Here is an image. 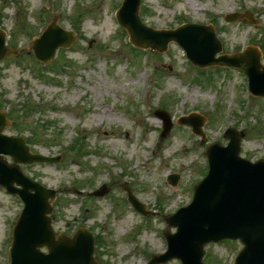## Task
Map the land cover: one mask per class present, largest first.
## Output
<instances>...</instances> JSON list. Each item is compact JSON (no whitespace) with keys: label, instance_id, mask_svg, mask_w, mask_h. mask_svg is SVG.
Returning <instances> with one entry per match:
<instances>
[{"label":"rangeland","instance_id":"obj_1","mask_svg":"<svg viewBox=\"0 0 264 264\" xmlns=\"http://www.w3.org/2000/svg\"><path fill=\"white\" fill-rule=\"evenodd\" d=\"M122 1L0 0V28L19 51L0 60V109L13 121L6 134L27 139L33 152L62 156L57 165L22 164L26 174L58 190L51 214L57 232L89 228L100 238L99 264H146L166 249L164 215L191 201L208 171L205 150L214 142L228 143L226 128L233 125L243 133L242 156L264 159V98L250 96L245 74L197 67L174 41L165 51L131 47L115 18ZM239 9L253 11L258 23L223 17ZM141 16L156 29L213 24L223 42L221 53L251 44L264 63V0H142ZM54 18L75 31L74 41L45 65L36 59L33 44ZM162 106L173 121L164 137L163 121L155 115ZM186 113L206 118L203 136L178 122ZM173 172L180 176L176 185L166 181ZM103 184L110 187L106 196L87 197ZM126 186L157 216L135 215ZM73 187L85 193L65 191ZM22 206L0 188V264L9 263L4 246ZM125 231L136 241L133 257L123 256L127 240L133 241ZM242 246L231 240L208 243L203 264H232ZM148 251L154 252L146 257Z\"/></svg>","mask_w":264,"mask_h":264},{"label":"water","instance_id":"obj_2","mask_svg":"<svg viewBox=\"0 0 264 264\" xmlns=\"http://www.w3.org/2000/svg\"><path fill=\"white\" fill-rule=\"evenodd\" d=\"M139 5L140 0H125L120 11V20L133 43L162 51L174 39L187 50L195 64L236 67L249 75L251 90L264 95V66L255 47L243 53L217 57L222 46L213 27L187 24L175 31H155L141 22ZM64 35L68 37L69 34L55 24L50 25L35 42L37 58L49 61L59 44L70 42L61 39ZM10 53L4 46L3 36H0V59ZM2 116L0 114V184L10 192L20 194L26 203L14 230L12 264H98L93 256L95 241L90 231L81 229L74 236L60 234L56 237L48 216L52 211L49 199L54 200L56 192L25 176L19 165H10L3 159L1 153L11 154L19 162L52 161L31 154L21 138L2 134L4 125L9 123L3 122ZM191 122L200 133L202 123L196 119ZM170 126L167 121V130ZM227 136L230 137L228 146L214 144L208 149L210 170L196 187L193 202L166 218L169 225L177 227V231L165 232L169 249L154 257L150 264L166 262L172 257L180 258L184 264H202L204 245L223 238H239L245 244L237 264H264V161L253 163L240 157L238 133L230 131ZM106 192L107 188L103 187L91 194ZM129 200L144 211L133 195L129 194Z\"/></svg>","mask_w":264,"mask_h":264},{"label":"bare ground","instance_id":"obj_3","mask_svg":"<svg viewBox=\"0 0 264 264\" xmlns=\"http://www.w3.org/2000/svg\"><path fill=\"white\" fill-rule=\"evenodd\" d=\"M194 5H196V4H194ZM198 7V9H201V6H197ZM151 126H153V125H150V128H151Z\"/></svg>","mask_w":264,"mask_h":264}]
</instances>
